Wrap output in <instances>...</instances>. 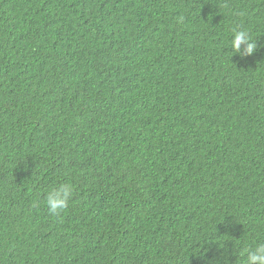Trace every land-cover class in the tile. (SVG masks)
Listing matches in <instances>:
<instances>
[{
	"label": "trees",
	"instance_id": "16d2710c",
	"mask_svg": "<svg viewBox=\"0 0 264 264\" xmlns=\"http://www.w3.org/2000/svg\"><path fill=\"white\" fill-rule=\"evenodd\" d=\"M258 243L264 0H0V264H244Z\"/></svg>",
	"mask_w": 264,
	"mask_h": 264
},
{
	"label": "clouds",
	"instance_id": "9594fccd",
	"mask_svg": "<svg viewBox=\"0 0 264 264\" xmlns=\"http://www.w3.org/2000/svg\"><path fill=\"white\" fill-rule=\"evenodd\" d=\"M243 46V47H242ZM231 47L235 54L241 58L251 56L256 51L257 45L249 32L233 29ZM74 193V186L70 183L54 186L46 194V205L48 212L58 216L70 206ZM246 260L244 264H264V243H258L255 250L246 249Z\"/></svg>",
	"mask_w": 264,
	"mask_h": 264
}]
</instances>
